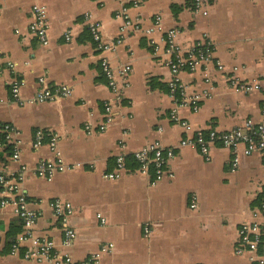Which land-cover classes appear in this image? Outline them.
Returning a JSON list of instances; mask_svg holds the SVG:
<instances>
[{
	"label": "crops",
	"instance_id": "0c3cea01",
	"mask_svg": "<svg viewBox=\"0 0 264 264\" xmlns=\"http://www.w3.org/2000/svg\"><path fill=\"white\" fill-rule=\"evenodd\" d=\"M35 4L46 9L47 45L29 30ZM205 8L206 13L195 11L192 0H0V142L3 127L11 124L19 130L14 140L20 149L13 160L0 147V166L8 173L27 166L21 190L39 213L34 234L53 239L74 261L112 243L101 256L103 264L255 263L254 253L236 249L241 225L263 221L261 155L215 143L206 159L197 148L179 143L198 129L226 131L264 118V89L242 92L230 84L231 77L264 76V0H209ZM86 17L100 24L105 42H119L109 51L97 49ZM170 29L184 51L196 43L211 48L209 61L179 72L185 98L201 95L197 108L179 104L169 91ZM102 56L114 69L130 66L127 81L119 83V100L102 72ZM41 76L50 86L70 87L71 95L45 102L12 98L14 79L22 82L21 98L31 99ZM107 101L113 102L114 118L101 131ZM173 111L188 129L172 118ZM37 129L57 135L56 150L70 167L50 179L37 176L35 167L57 154L47 142L33 147ZM154 142L174 148L167 167L171 176L155 183L153 169L141 172L133 157ZM119 155L125 169L109 178ZM55 198L74 207L69 223L75 237L68 247L62 246V227L49 204ZM21 230L14 206L0 208V264H52L11 254ZM28 245L21 243V251Z\"/></svg>",
	"mask_w": 264,
	"mask_h": 264
},
{
	"label": "built area",
	"instance_id": "2783aa9c",
	"mask_svg": "<svg viewBox=\"0 0 264 264\" xmlns=\"http://www.w3.org/2000/svg\"><path fill=\"white\" fill-rule=\"evenodd\" d=\"M209 0H192V6L195 11L207 12L205 5ZM128 18V15H124ZM89 22V18L86 17ZM130 22L127 21V25ZM30 32L38 39L43 45L49 43L48 38V20L46 9L42 5L35 4L31 9V22L29 24ZM88 30L92 35L93 40L97 45V49L101 52L111 50L119 40L114 42H105L102 39L100 24L98 22H89ZM69 39V34L66 35ZM167 52L171 55L168 60V65L172 72V78L169 82L170 93L173 97H177L179 104L190 103L194 108H197V101L201 95L194 94L191 97L185 98V89L179 78V72L182 69L195 70L201 63L209 61L211 58V48L208 43H196L190 49L184 51L180 45L175 41V29L167 31L166 36ZM0 51V58L3 56ZM9 67L14 64L7 60ZM101 69L106 76L108 85L113 92L116 93V99L119 100L121 95L118 92L120 81L126 82L130 71V66L125 65L121 68L114 69L107 57L101 58ZM219 69H223L222 65H218ZM117 76L121 80L117 79ZM39 88L31 99H22L20 89L22 82L19 79H14L10 84L11 96L15 101L20 103L24 102H45L54 101L62 97L71 95V88L66 85L50 86L46 84L44 77L38 78ZM231 86L242 92H252L264 89V76L260 80L245 81L234 77L230 78ZM113 102L107 101L104 105V121L100 125V130H104L106 126L113 120ZM172 118L182 124L183 127L188 129L189 125L186 121H181L177 111H173ZM89 132L92 128L86 125ZM4 138L0 142V147L10 144L12 153L10 158L18 160L20 157V149L18 147V140L14 137L19 134V130L11 125L6 124L3 127ZM57 135L51 131L44 129H37L34 134L33 147L37 148L43 143H48L50 148L57 154L56 159H42L35 167L36 175L39 177L50 179L57 171H62L70 168L65 165L59 157L57 146ZM218 143L224 147H228L236 151L239 146L243 147V152L247 155L258 153L261 155L264 162V118L255 122L252 119H247L243 124L226 131H216L214 129L203 131L198 129L193 137H184L181 139L179 146H189L197 148L206 159L210 157V148L213 144ZM174 156L173 147H163L159 142L151 143L133 153V157L138 163V169L141 172H148L150 168L154 171L153 183L160 180L163 176L167 175V167L169 160ZM238 162L237 156L234 157V165ZM125 169V157L119 155L116 157V171L107 173L106 176L114 178L120 175V171ZM27 166L22 164L16 173H8L6 166H0V187L3 196L0 198V208L11 204L15 208L18 216L22 220V230L18 239L14 241L11 246L10 252L12 255H21L26 260H34L38 262H49L52 264H103L101 256L104 252L109 251L113 244L105 243L100 248L90 253L85 259L81 261H74L70 254L63 248H57L53 239L46 236L39 237L34 234V225L39 216V213L30 207V201L21 190V183L25 177ZM171 176V173H168ZM50 207L53 210L55 217L60 221L63 239L62 246L68 247L74 240L75 231L69 223L70 216L74 211L73 205L61 198H55L50 201ZM191 207H196V201L193 200ZM260 215L263 221H254L249 224L241 225L239 229V240L237 244V253L249 251L254 253V264H264V197L260 205ZM103 220V219H102ZM149 232V228L145 227V233ZM28 242L29 245L26 249L21 251L20 244Z\"/></svg>",
	"mask_w": 264,
	"mask_h": 264
},
{
	"label": "trees",
	"instance_id": "16d2710c",
	"mask_svg": "<svg viewBox=\"0 0 264 264\" xmlns=\"http://www.w3.org/2000/svg\"><path fill=\"white\" fill-rule=\"evenodd\" d=\"M4 152H5L7 155H11V153H12V147H11L10 144H6V145L4 146Z\"/></svg>",
	"mask_w": 264,
	"mask_h": 264
}]
</instances>
